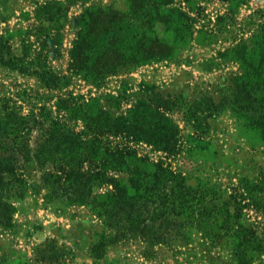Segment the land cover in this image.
I'll return each instance as SVG.
<instances>
[{"label":"rangeland","instance_id":"374dc122","mask_svg":"<svg viewBox=\"0 0 264 264\" xmlns=\"http://www.w3.org/2000/svg\"><path fill=\"white\" fill-rule=\"evenodd\" d=\"M143 3L0 0V157L15 159V173L5 175L15 211L11 223L0 225V264H237L239 223L257 236L251 237L253 260L245 264H264V133L245 123L244 112L227 98L241 76L254 73L253 85L264 74V0H172L157 12ZM148 11L156 22L148 23ZM83 30L89 35L84 50L95 58L110 49L113 71L74 62ZM151 40L173 49L159 42L148 49ZM221 100L224 106H211ZM108 115L132 122L129 135L110 136L111 145L146 160L110 171L120 188L135 189L130 170L139 169L141 192H155L150 178L159 163L188 186L238 196L240 211L231 205L227 213L234 225L214 217L207 227L212 236L190 225L180 236L176 225L160 221L154 231L166 242L159 243L151 228L140 236L127 231L123 214H107L113 183L94 189L96 202H70L53 191L84 158L52 160L62 154L57 148L40 159L51 149L47 138L62 128L86 132L85 120ZM154 133L174 137L173 146L138 139ZM82 166L87 170L91 162ZM45 173L62 177L44 180ZM63 247L70 251L65 260H47ZM93 251L102 255L95 258Z\"/></svg>","mask_w":264,"mask_h":264},{"label":"trees","instance_id":"16d2710c","mask_svg":"<svg viewBox=\"0 0 264 264\" xmlns=\"http://www.w3.org/2000/svg\"><path fill=\"white\" fill-rule=\"evenodd\" d=\"M143 2L142 5L152 7L157 12L160 7L170 4L172 0H143ZM148 14L150 16L147 20L148 23H151L153 20L156 22L157 16L153 18L154 15L149 11ZM91 27H95L94 22L91 23ZM85 31L86 30H83L80 37L81 39L76 42L73 52L74 62L80 64V61H82V64L84 62L85 66L95 69L97 68L96 65L101 66V68L102 66H106L107 71H113L114 63H110L112 59L110 49L104 51L103 54H98L95 58L87 54V48L84 50V43L89 38V35H86ZM157 42L166 44L162 41L151 40V44H149V42L147 43L149 45L148 49L150 45L151 49L155 48ZM89 43L90 42H87L86 45ZM166 45L165 47L170 51L173 49L172 45ZM166 55L168 54L166 53ZM152 59V56H144L143 61H151ZM128 61L129 60L126 59L124 60L125 63H128ZM130 61H136L135 63L139 62L137 60ZM254 76V73L241 76V83L237 84L235 95L228 96L227 98L229 101H232L235 107L234 109L237 110V112H244V122L255 125L263 134L264 74L258 73L256 80L253 81V85H250L249 82L254 79ZM224 104L225 102L221 100L219 104H213L211 106H213L214 109H219L224 106ZM1 116L0 114V118H2ZM4 116L6 117L7 114ZM87 117L88 116H85L84 119H87ZM91 120H97L96 125L98 126L92 129L93 123L88 122ZM164 120L166 126L167 124L173 126V124H169L168 119ZM85 121L87 122L86 132L82 131L78 133L68 128H62L54 132L47 138L46 146L51 149L48 150L47 154H40V159H50L54 149L62 148L60 150L62 154L52 156V160L58 159L59 161L65 162V160L68 159L72 161L81 155L84 158L80 164L73 166L71 170L65 172L67 176L65 179L66 183L59 184L58 182V185L53 184V191H56L61 197L64 196L70 202L86 203L89 199L96 202L98 196L93 195L94 189L102 184L113 183L114 191L107 194L108 201L105 211H107L109 216H115V218L123 214L122 217L126 218L129 225L125 227L127 231H133L140 236H146L149 228L154 231V227L159 226L161 229L163 226V224H161L162 222L176 225L177 235L180 236L185 235V231L182 230V227L187 225H190V228L196 227L200 230H205L209 236H212V233L207 227L214 217H216V219L221 218L227 226L234 225V223L231 222V218L227 217V213H230L231 205L234 206L235 210L240 211L237 200L238 196H227V199L225 196L222 197L221 194L218 197L217 192L214 190L209 191L202 187L194 188L190 185L188 186L184 183L185 177L181 174H174L173 171H170L159 163L155 165L157 166L156 173L150 178L154 183L155 192L151 191L150 187H145L143 192H141L142 184L138 181L142 180V172L139 169L130 170L129 182L135 189L130 190L128 186V188H120L122 185L121 179L111 176L110 171H118L124 166H129L128 161H146L143 158H138L134 150L132 151L126 147L121 148L119 145H111L114 142L110 139V136L119 137L122 135H129L132 122L128 121L126 117L112 115H108L104 120L90 119ZM149 124L152 123L150 122ZM156 124H161V120L155 123V125ZM159 128L164 127L160 126ZM104 133L108 135L104 136ZM138 139L146 140L153 144H163L164 149H168L173 146L174 137L154 133L150 138L141 136V138ZM81 148L85 150L83 154L80 152ZM86 160L91 162V166L87 170L82 166L83 162ZM14 161L15 159H13V156H9L8 158L0 157V225H8L11 223L15 211L11 199L6 196L4 190L6 187H13L9 180L6 181L5 175L15 173ZM43 177L44 180L56 177L58 181L62 176L55 173H45ZM46 187L49 188L50 186L46 185ZM127 190L128 192H126ZM259 205L260 207H264V203ZM160 221L161 223H158ZM236 227L238 231L235 232L237 241L235 242L234 260L237 264L249 263L253 260L249 258L251 257L250 252L256 249L254 244L252 249L249 250L251 243L254 242L251 237L257 236H255L251 228L244 227L241 223L237 224ZM151 234H154L155 242H166L165 236H161V234L159 235L155 231L154 233L151 232ZM214 236L217 235L214 234ZM52 249L55 248L53 247ZM62 249H58V251H60L58 253L54 251L55 255L49 257L47 260L49 262H52L53 259H60V261H63V259L65 260L68 255H70V251H67L65 247ZM92 255L98 258L102 254L93 251Z\"/></svg>","mask_w":264,"mask_h":264}]
</instances>
